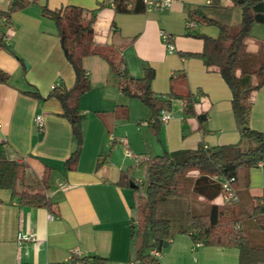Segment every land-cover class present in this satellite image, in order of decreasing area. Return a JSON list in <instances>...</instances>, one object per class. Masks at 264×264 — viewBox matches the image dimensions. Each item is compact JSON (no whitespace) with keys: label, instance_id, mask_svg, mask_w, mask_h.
<instances>
[{"label":"crops","instance_id":"1","mask_svg":"<svg viewBox=\"0 0 264 264\" xmlns=\"http://www.w3.org/2000/svg\"><path fill=\"white\" fill-rule=\"evenodd\" d=\"M14 1L0 0V15L9 16H0V35L7 36L6 47L0 48V70L9 75L7 83L0 82V157L24 163L30 181L49 172L47 195L57 204L58 215L23 206L11 191L0 190V264L67 262L75 251L81 257L104 258V264H141L132 182L142 162L164 154L233 147L241 140L229 87L195 56L202 52L203 41L194 36L216 38L219 30L196 21V27L187 26L188 13L211 0H180L163 13L125 14L116 13L111 0H27L36 3L10 13ZM103 2L107 7L97 11L93 43L114 49L133 78L154 69L152 90L171 101L172 118L161 123L156 135L152 111L122 94L108 61L98 55L84 58L91 88L80 100L82 149L76 168L67 171L77 141L60 102L50 94L53 86L71 89L75 76L56 24L42 9L77 6L93 11ZM161 32L173 37V53ZM259 41L264 42V25L254 26L247 42L250 53L258 52ZM187 95L194 97L192 115L183 109L181 96ZM252 102L250 127L264 132V86L253 93ZM205 114L208 120L202 124L199 116ZM37 116L44 118L43 127L34 124ZM262 163L238 175L241 202L246 199L250 208L264 193ZM213 203L223 206L221 194ZM177 230L167 248L157 249L160 264H238L236 249L196 247L192 233ZM20 233L34 235L36 241L20 243Z\"/></svg>","mask_w":264,"mask_h":264},{"label":"trees","instance_id":"2","mask_svg":"<svg viewBox=\"0 0 264 264\" xmlns=\"http://www.w3.org/2000/svg\"><path fill=\"white\" fill-rule=\"evenodd\" d=\"M232 6H227L226 2ZM36 3L27 0H15L10 13L24 9ZM141 0H114L113 6L118 14L141 13L145 11ZM107 7L101 3L97 10L87 11L77 6H67L58 10L42 9L43 16L56 24L66 56L70 63L75 81L71 89L55 87L50 97L56 98L62 106V116L71 126L77 148L66 161L67 171L76 168L82 149L81 124L84 117L80 114V100L90 88V78L83 66V60L89 56L105 58L116 75L122 94L137 98L153 113L152 129L159 134L161 110L170 111L171 101L163 94L152 90L155 71L147 68L143 77L133 78L124 68V61L111 48H101L93 43L94 25L97 11ZM131 7V8H130ZM241 10V20L232 23L235 9ZM1 17H7L1 14ZM189 21L215 26L219 30L216 38L195 35L203 41V50L195 55L203 60L209 72L218 73L232 93V111L241 135L240 142L233 147H215L197 152H184L178 155L164 154L142 162L145 182H132L134 189H143L145 196L137 205V260L141 264H160L148 251L159 249L161 243L169 242L173 236L175 213L183 212L187 223L186 229L177 231L192 233L194 243L221 249H236L238 264H264V247L254 246L248 233L234 225L241 219L232 215V209L239 204L219 206L214 200L221 194L220 176L235 177L242 170L256 168L264 160V132L250 127V115L253 108L252 95L264 86V42L259 41V50L252 54L247 42L252 38L256 25H264V0H211L207 6L199 7L188 13ZM6 47L0 38V48ZM9 75L0 70V82L7 83ZM40 97L37 93H32ZM172 95V94H171ZM183 109L187 115L194 114V97L181 96ZM201 123L208 120V115H200ZM243 143H246L243 145ZM254 144V146H251ZM243 145L245 150H240ZM198 171L199 176L184 185L185 176ZM50 173L30 181L24 163L0 157V190L12 192L13 199L26 207L44 208L58 215V206L47 195ZM194 198H202L208 204V210L201 214L193 211L189 203ZM187 204V207L186 205ZM170 206V207H169ZM169 207V208H168ZM184 208L186 211L181 210ZM186 207V208H185ZM189 207V208H188ZM250 217L257 228L264 234V193L254 198ZM100 257L71 256L67 262L54 264H104Z\"/></svg>","mask_w":264,"mask_h":264},{"label":"built area","instance_id":"3","mask_svg":"<svg viewBox=\"0 0 264 264\" xmlns=\"http://www.w3.org/2000/svg\"><path fill=\"white\" fill-rule=\"evenodd\" d=\"M113 1L112 5H113ZM180 0H141L142 5L145 9L146 12H155V13H163L167 10H170L175 3L179 2ZM6 20V19H5ZM187 26L189 28H194L196 27V24L193 21L187 22ZM164 44L167 46L168 51L170 53H173L175 51V47L173 44V37L169 34H166L165 32L160 33ZM0 38L3 40L7 39V36H1ZM56 86H53L55 88ZM172 116L170 111L168 110H161L159 114V119L162 124H167L171 120ZM34 124L37 127H43L44 125V118L42 116H37L34 119ZM1 127V123H0ZM258 167H262L263 163L260 161L257 165ZM217 180L221 184V199H222V204H227V205H233V204H239L241 202L238 190L236 188V183L237 179L235 177H225V176H220L217 178ZM61 188L66 189L67 187L65 185H61ZM137 224V222H135ZM236 230H240L241 226L236 225L235 226ZM35 236L34 235H28V234H18V242H35ZM196 247H202L203 243H195ZM151 256L157 258L159 256V252L157 249H152L150 251ZM81 256L77 251L73 252L71 256ZM71 258V257H70Z\"/></svg>","mask_w":264,"mask_h":264},{"label":"rangeland","instance_id":"4","mask_svg":"<svg viewBox=\"0 0 264 264\" xmlns=\"http://www.w3.org/2000/svg\"><path fill=\"white\" fill-rule=\"evenodd\" d=\"M240 18H241V12H240V10H237L233 16V23L234 24L239 23ZM244 144H246V143H243V145ZM243 145L240 146L241 151L245 150V147ZM251 146H254V144H251ZM242 171L244 172V170H242ZM198 176H199L198 171L189 172L184 178V180H185L184 185L189 188V185H190L189 182L191 183V181H194ZM134 179H135L136 183H139V181H141L139 184H141L142 182H145L146 178H145L144 170L140 169V171L137 173V175L135 176ZM133 192H134L135 201L137 202V205L139 206V204H141V198L140 197H144L145 193H144L142 188H140L138 190L133 189ZM186 203H189L188 205L193 206L192 207L193 211L195 210V208H198V211L195 210V212H197V213L203 214L208 210V204L202 198H194L191 201H186ZM185 205L187 207V204H185ZM247 205H248V201H246V199H244L243 202H241L239 205H237L236 207L233 208L232 213L234 215L235 214L239 215L237 217L239 219H241V222H242L243 227H244L243 229L249 234L253 245L257 246V247H264V234L262 233V231H260L257 228L256 224L253 222L252 218L250 217L251 208L248 207ZM181 210L186 211L183 207L181 208ZM175 215H176V217H175V222H174L175 223L174 229L181 228L182 226L187 227L186 226L187 223H186L185 216H184L185 214H183V212H178V213H175ZM138 217L139 216H138V211H137V218ZM236 225H240V224L236 223L234 225V229H235Z\"/></svg>","mask_w":264,"mask_h":264},{"label":"water","instance_id":"5","mask_svg":"<svg viewBox=\"0 0 264 264\" xmlns=\"http://www.w3.org/2000/svg\"><path fill=\"white\" fill-rule=\"evenodd\" d=\"M64 53L67 56L68 55V51L63 47ZM133 186V185H132ZM168 247V242L166 243H161L159 245V251H162L163 248H167Z\"/></svg>","mask_w":264,"mask_h":264}]
</instances>
